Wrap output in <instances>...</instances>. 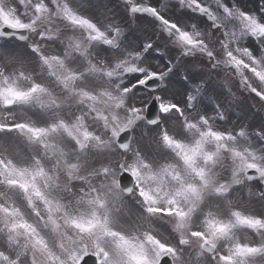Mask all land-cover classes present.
Masks as SVG:
<instances>
[{
    "label": "snow or ice",
    "instance_id": "obj_1",
    "mask_svg": "<svg viewBox=\"0 0 264 264\" xmlns=\"http://www.w3.org/2000/svg\"><path fill=\"white\" fill-rule=\"evenodd\" d=\"M0 264H264V0H0Z\"/></svg>",
    "mask_w": 264,
    "mask_h": 264
}]
</instances>
